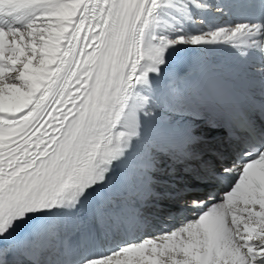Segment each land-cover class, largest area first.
<instances>
[{
  "label": "snow or ice",
  "instance_id": "obj_1",
  "mask_svg": "<svg viewBox=\"0 0 264 264\" xmlns=\"http://www.w3.org/2000/svg\"><path fill=\"white\" fill-rule=\"evenodd\" d=\"M213 9L235 10L239 22L197 19ZM180 45H226L259 78L262 99L253 91L239 106L238 138L217 139L220 121L205 112L204 128L184 125L176 148L148 144L154 76ZM142 143L131 195L115 201L106 186ZM162 155L180 167L161 168ZM214 181L224 183L219 196L192 191ZM97 190L105 195L90 202ZM181 199L190 218L133 237L148 224L144 209ZM89 206L91 223L61 229ZM9 255L13 264H264V0H0V264Z\"/></svg>",
  "mask_w": 264,
  "mask_h": 264
},
{
  "label": "bare ground",
  "instance_id": "obj_2",
  "mask_svg": "<svg viewBox=\"0 0 264 264\" xmlns=\"http://www.w3.org/2000/svg\"><path fill=\"white\" fill-rule=\"evenodd\" d=\"M217 2L219 4H226L227 2H229V0H223V2H220L219 0H217ZM226 11H227V9H226ZM203 15H207L208 20H211L213 23L223 25L225 23L239 22V17L241 15V13L234 10L231 15L221 16V15L216 14L215 9H213L211 14H201L200 16H197V19L199 20L200 18H202ZM187 46H192V45H187ZM187 46L186 45H180L176 49L172 50L170 53L177 50L178 48L187 47ZM193 47H197L198 49H200L204 53L208 54L209 56H215L217 60L225 58L226 55L228 54V52H227L228 50H230L232 53V50L229 47H227L226 45H209V46H193ZM168 78H169V76L167 74L166 68L164 69V75L163 76H159V77L154 76V81H155V86H156V95L158 96L159 100H158V107H156L155 109L152 110V116L151 117L152 118H158V117L165 118L168 115L175 116L177 112H183L184 114H186V119L188 118V121L190 124L198 123L199 119L194 117V114L189 113L192 109H194L195 103H190V102H188V100L183 99L182 97H180L178 95L179 93L173 92L172 89L169 92H164L163 88L158 85L159 82H165L166 79H168ZM166 84L171 86L170 83H166ZM174 101H176V104L174 106H172L171 109H168L167 111L161 110V107L163 105L167 106L169 104L174 103ZM198 128L203 129L204 124L200 125ZM149 145L153 148L151 143ZM147 150H148V148L146 147V145L142 143L141 146L138 149H136L131 155H133V154L143 155ZM153 154H155V153H153ZM168 166H174L177 168L180 167L178 164L172 165V161L170 159L168 161H162V164L160 165L161 168H165ZM177 187H179V185H177ZM177 202H181V201L179 200ZM174 204H176V202ZM177 204H179V203H177ZM171 206H172V204H171ZM173 206H175V205H173ZM170 213H171V211H170Z\"/></svg>",
  "mask_w": 264,
  "mask_h": 264
}]
</instances>
